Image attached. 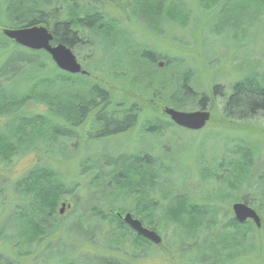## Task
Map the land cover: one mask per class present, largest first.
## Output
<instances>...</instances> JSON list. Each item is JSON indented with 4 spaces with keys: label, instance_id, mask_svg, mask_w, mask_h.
I'll return each mask as SVG.
<instances>
[{
    "label": "rangeland",
    "instance_id": "obj_1",
    "mask_svg": "<svg viewBox=\"0 0 264 264\" xmlns=\"http://www.w3.org/2000/svg\"><path fill=\"white\" fill-rule=\"evenodd\" d=\"M135 1H81L83 10L93 8L113 22L112 33L109 39H103L100 34L81 30L84 42L72 51L82 69L89 74L83 76L87 77V83L109 92L111 110L124 109L129 104L140 106L136 123L128 132L93 140L98 131L94 124V111L88 112L79 124L72 125L78 122L76 117L66 120L64 113L50 112L47 106L34 98L20 106L16 113L0 114V134L3 135L9 133L12 125L20 119L36 116L71 133L70 138L62 136L55 142H43L41 139L25 142L10 161L0 160V232L12 227L9 234L13 237L18 234L19 224L9 215L28 201L15 191V185L32 170L49 169L60 184L78 191L76 198L66 195L61 200L67 204L64 213L58 214L57 219L52 217L55 226L37 245L17 251L12 246L17 240L12 237L9 243L0 237V252L16 264H104L108 260L119 264H192V259H204L196 248L176 243L178 226L165 224L161 220L163 216L156 220L159 212L153 215L154 226L143 224L139 216L135 218L162 238L159 246L147 240L150 245L143 244L136 250L128 242H109L108 226L94 218L90 210L93 206L106 208L105 202L101 205L91 198L97 175L108 170L104 166V158L150 155L157 160L162 159L157 171L159 179L164 178L166 182L164 187L169 185V199L183 196L193 205L214 207L216 214L204 218L213 222L212 226L210 222L209 225L211 229L214 227V233H218L228 220L234 218L236 221L232 206L243 202L233 199L235 195L238 197L245 193L244 190L248 191L246 186L228 176L234 170H230V164L249 158L252 161L250 183L260 182L259 177L264 179V112L236 119L228 118L224 111L225 99L235 82L255 76L264 86V5L259 14L254 12V8L244 14L239 13L236 7L251 0H222L221 7L211 10L201 9L199 0H168L182 5L179 24L178 19L174 20V10H171L174 14L170 18L156 15L155 19H150L147 11L133 7ZM5 2L0 0V23L3 24L9 22L5 15ZM59 7L65 12L62 0ZM14 49L13 45L0 46V66ZM144 50L159 54L157 62L151 65L141 59ZM42 60L38 69L40 76L51 82L58 71L54 69L51 58ZM158 63L163 67H158ZM173 70L175 73L188 72V84L198 91L199 97L204 96L207 100V107L203 110H208L210 118L199 131L181 129L163 113L166 107L183 112L200 111L196 107L184 109L174 105L175 96L170 95L172 81L168 79ZM11 74L13 76H9ZM25 77L27 73H13L12 69L0 73V88L11 90L9 97L31 95L33 80L29 81L31 89L24 93ZM78 81L81 83V78ZM19 87L21 90H17ZM79 87L76 85L74 90L72 85L62 87L58 84L56 88L61 90L55 92L64 95L86 93L85 86ZM42 90L39 86L33 94L40 95ZM153 120L166 124V130L161 134L146 132L147 121ZM155 190L149 194L153 198L158 196ZM99 193L96 191L95 196ZM250 207L261 220L264 219V211L253 205ZM253 232L257 242L262 234ZM207 233L204 229L200 237L204 243ZM262 251L257 247L247 255L234 253L221 261L213 257L202 263L264 264Z\"/></svg>",
    "mask_w": 264,
    "mask_h": 264
},
{
    "label": "trees",
    "instance_id": "obj_2",
    "mask_svg": "<svg viewBox=\"0 0 264 264\" xmlns=\"http://www.w3.org/2000/svg\"><path fill=\"white\" fill-rule=\"evenodd\" d=\"M81 1L83 0H62L66 9L63 12L59 7L60 0H6L5 15L9 22L0 23V46L13 45L15 49L0 66V73L10 69L13 73H27V77L24 79L27 84L22 86L23 92L31 89L30 80H33L32 94L39 86L43 88V92L37 96L34 93L33 95L9 97L11 90L1 87L0 114L16 113L20 106H23L31 98L36 99L39 103L42 102L50 112L58 115L64 113L66 120L72 116L76 117L78 122H73L72 125L79 124L88 112L94 111V124L98 131H96L93 140H102L105 137H114V135L118 136L128 132L136 123L140 106L129 104L124 106V109L117 110L114 108L111 110L108 91L97 85L87 83L89 81L87 77H83L84 75H70V73L59 71L56 66L54 69L58 71V75L51 82L42 79L38 69L43 63L42 58L48 57L50 59L49 55L44 51H32L21 47L2 35V30L10 27L22 29L44 26L53 36V45L63 44L72 51L76 47L79 48L84 42L81 30H89L93 34L102 35L103 39H109L113 22L93 8L83 10ZM173 2L170 3L168 0H137L133 7H136L137 10L141 8V10L147 11L150 14V19H155L156 15H160L162 18H170L174 14L172 12L175 11L174 20H176L182 12V5ZM221 2L222 0H199L198 4L203 10H211L221 7ZM263 5L264 0H251L250 3L238 5L236 10L239 13L247 14L254 8V12L259 14ZM177 22L180 24V19ZM140 56L141 59L151 65L157 62L160 57L159 54L147 50H144ZM52 64L55 65L53 62ZM170 73L168 78L170 82L172 81V93L170 95L175 96L174 105L176 107L184 109L196 107L200 110L207 107V100L205 101L204 96L199 97L198 91L188 84V72L178 71L175 73L173 70ZM36 77L37 80L40 79L37 81ZM79 78L85 82L80 83ZM58 84L62 87L72 85L74 90H76V85H80L79 88L81 89L85 86L86 93L64 95L59 92V95L55 92L61 90V88H56ZM231 86L224 106L228 118L246 119L264 112V86L260 85L255 76H247ZM17 90H21L20 87ZM214 92L217 94L216 87ZM170 124L173 125L171 122ZM146 125V132L151 134H161L167 127L162 121L157 120L147 121ZM62 136L70 138L71 133L58 124L46 121L41 116L20 119L15 125H12L9 133L0 134V160L10 161L21 144L25 142L34 139H41L40 141L43 142H55ZM160 160L162 159L157 160L155 156L150 155L104 158V166H107L108 170L106 173L101 172L97 175V180L93 182L91 198H95L100 204L105 202L106 208L103 210L101 204L102 206H93L90 210L94 218L105 222L108 226L107 239L111 244L128 242L136 250L141 248L143 244L150 245L147 240L134 234L122 222L118 214L130 213L134 218L141 217L140 221L143 224L146 222L149 226H154L156 221L153 215L155 212H159L160 214L156 215V220L163 216L161 220L165 224L178 226L176 229L179 231L176 235L178 242L176 243L179 246L187 244L203 254L204 259H192L190 261L192 264H203L202 262L205 263L207 258L212 259L213 257L221 261L234 253L247 255L254 252L257 247L262 248V252H264V219L261 220V228L258 229L252 222L238 223L232 218L221 227L218 233H214V227L211 229L209 225L210 222L212 226L213 222L204 219L216 214L214 207L193 205L183 196H174L173 199H169L171 195L169 185L167 188L164 187L166 182H164V178L159 179V172L157 171V167L161 165ZM251 163V159L247 158L229 166L230 170L238 169L232 170V173L228 174L231 180L248 188V191L244 190L245 193L240 196L235 195L233 200L240 199L239 201L244 204L253 205L264 211V179L259 177L260 182L250 183ZM55 178V174L51 170L37 168L27 173L15 185V191L23 200L28 202L9 215V217L12 216L14 222L19 224L18 234L13 237L9 234L12 227H7L6 231L0 232V237L9 243H11L10 238L12 237L17 240L16 244L12 245L17 248V251L37 245L39 241L47 237L55 226L51 220L52 217L56 218L59 214L58 208L62 203L61 200L66 195L77 197L76 188L68 189ZM152 190L158 193L156 198L149 195ZM96 191L100 192L97 197L95 196ZM204 229L205 232L208 231V235L205 236V243L200 238ZM253 231L262 234L257 242L254 239L255 232ZM16 263L0 252V264ZM104 264L119 263L108 260Z\"/></svg>",
    "mask_w": 264,
    "mask_h": 264
},
{
    "label": "water",
    "instance_id": "obj_3",
    "mask_svg": "<svg viewBox=\"0 0 264 264\" xmlns=\"http://www.w3.org/2000/svg\"><path fill=\"white\" fill-rule=\"evenodd\" d=\"M2 35L13 41L15 44L32 51H44L49 55L55 66L62 72L70 75L88 76V72L82 69L80 62L72 50L63 44L53 45V36L44 26H36L22 29H3ZM162 68L163 64L158 63ZM163 113L171 122L187 131H199L203 129L209 121L210 113L208 110L194 112H183L173 108H164ZM67 207L66 203L61 204L59 214L62 215ZM232 212L238 223L252 221L256 228H261V219L257 212L249 205L244 203H235L232 206ZM122 222L127 225L137 236L142 237L153 245L159 246L162 238L154 231L143 227L142 223L132 217L130 213L119 215Z\"/></svg>",
    "mask_w": 264,
    "mask_h": 264
},
{
    "label": "bare ground",
    "instance_id": "obj_4",
    "mask_svg": "<svg viewBox=\"0 0 264 264\" xmlns=\"http://www.w3.org/2000/svg\"><path fill=\"white\" fill-rule=\"evenodd\" d=\"M59 210V209H58Z\"/></svg>",
    "mask_w": 264,
    "mask_h": 264
}]
</instances>
